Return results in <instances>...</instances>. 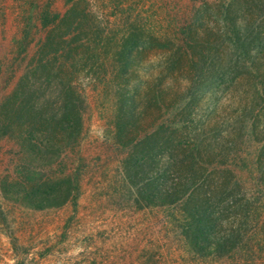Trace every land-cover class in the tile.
I'll return each mask as SVG.
<instances>
[{
  "label": "trees",
  "instance_id": "trees-1",
  "mask_svg": "<svg viewBox=\"0 0 264 264\" xmlns=\"http://www.w3.org/2000/svg\"><path fill=\"white\" fill-rule=\"evenodd\" d=\"M66 1L62 14L46 6L25 18L20 54L32 29L44 35L0 103V140L24 160L1 191L36 209L75 203L77 179L52 169L82 136L80 80L92 75L112 89L133 203L174 209L197 259L264 255V0L196 7L173 37L133 21L113 33L87 0Z\"/></svg>",
  "mask_w": 264,
  "mask_h": 264
},
{
  "label": "rangeland",
  "instance_id": "rangeland-1",
  "mask_svg": "<svg viewBox=\"0 0 264 264\" xmlns=\"http://www.w3.org/2000/svg\"><path fill=\"white\" fill-rule=\"evenodd\" d=\"M87 1L99 19L113 27V33L133 21L173 37L196 7L209 4L216 12L230 0ZM46 6L62 14L67 1L0 0V103L44 35L38 27L32 29L27 50L20 54L25 18ZM80 87L85 96L82 136L77 146L60 155L62 164L52 169L77 179L76 201L36 209L0 189V264H264L261 252L253 261L239 253L235 260L197 259L177 229L174 209L133 203L121 169L123 153L113 139L112 89L106 79L92 75L81 79ZM253 146H245L244 157H252ZM19 151L15 141L0 140V180L19 174L18 168L24 165ZM238 174L247 180L245 169Z\"/></svg>",
  "mask_w": 264,
  "mask_h": 264
}]
</instances>
